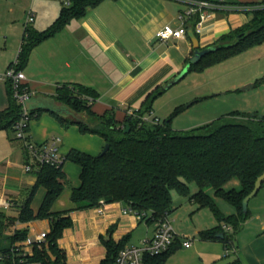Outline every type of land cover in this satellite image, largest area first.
<instances>
[{"label":"crops","instance_id":"0c3cea01","mask_svg":"<svg viewBox=\"0 0 264 264\" xmlns=\"http://www.w3.org/2000/svg\"><path fill=\"white\" fill-rule=\"evenodd\" d=\"M259 1L226 0L222 7L206 10L201 29L196 28L200 47H209L223 35L247 24L253 7L244 3ZM20 2L0 0V73L17 61L27 14L34 12L35 25H30L44 30L56 20L65 5L63 0ZM188 7L186 0H103L89 8L83 17L72 19L61 31L33 48L22 68L25 82L35 94L49 97L61 84L89 86L99 93L93 110L98 114L114 110L116 118L123 120L127 109L137 110L151 91L178 75L194 54L189 33L191 27H187L184 38L161 40L156 36L167 24L179 26V14ZM8 105V83L0 79V110ZM156 116L153 108L150 117ZM28 135L34 145L60 136V149L64 155L71 149L97 155L105 146L101 135L83 133L74 123L66 127L48 111H42L31 121ZM27 164H32L34 169L27 171ZM38 169L37 160L25 143L16 139L14 133L0 128V195L13 202L11 207L0 206V209L10 216H19L21 205L37 183ZM63 171L71 187L63 190L53 211H70L73 219V225L58 239L65 255L64 264H103L108 241L127 247L142 245L145 239L153 236L157 222L125 212L122 202H105L98 207L78 209L72 200V188L81 184V168L66 161ZM234 185L240 186L239 180L234 181ZM46 191L44 186L37 188L31 202L35 213ZM226 202L233 209L224 205L222 210L217 202L223 215L235 213V206ZM173 207L169 220L175 232L180 236H191L193 242L186 247L182 239L177 240L163 264H230L236 259L242 264H264V184L255 203L252 207L249 205L251 216L236 233L229 253L220 233L216 238L201 236L202 231L219 226L212 209L198 208L193 200ZM17 228H27L28 236L35 237L41 232H49L50 222L49 219H37L18 223Z\"/></svg>","mask_w":264,"mask_h":264},{"label":"trees","instance_id":"16d2710c","mask_svg":"<svg viewBox=\"0 0 264 264\" xmlns=\"http://www.w3.org/2000/svg\"><path fill=\"white\" fill-rule=\"evenodd\" d=\"M102 1L71 0L44 30H37L27 24L17 62L11 66L22 70L36 45L61 31L72 19L83 17L89 8ZM244 4L253 7L249 22L223 35L215 44L225 46L191 64L188 73L202 72L264 42V0ZM199 19L198 11L189 18L188 26L186 24V28L191 27L196 36ZM6 82L9 105L0 110V128L9 130L15 134L16 139H20L16 136L15 123L21 116L22 108L13 95L11 81ZM164 91L163 85L157 87L147 95L134 114H126L123 120H118L114 110L104 114L93 110V104L99 98L95 89L79 83L57 86L52 98L65 105L75 116L48 112L57 116L66 127L74 123L83 133L101 135L105 144L109 145L104 154L91 155L71 149L65 155L66 161H72L81 168V184L72 188V200L78 209L119 201L142 219L157 222L169 216L174 209L173 191L176 190L195 201L198 208L209 207L213 210L219 226L202 231L201 236L216 238L219 233H223L221 240L230 249L236 233L251 216L249 207L244 210L243 199L254 188L257 177L264 172V116L258 112L233 110L192 129H174L171 124L173 116L190 107L194 103L191 102L176 107L171 117L163 123L157 116L154 118L159 119L158 122L145 121L143 117L151 114L155 100ZM42 111L46 110L32 109L31 115L36 118ZM37 175V183L21 205L18 217L10 216L0 209V253L9 255V259L0 264H7L11 259L20 257L38 264H64L65 255L58 245V239L66 228L73 225V219L70 211H53V205L69 185V180L63 165L39 166ZM234 179L239 180L240 188L227 189V184ZM192 182L198 186L194 193L190 190ZM39 186H44L47 191L35 213L31 202ZM206 187L214 189L215 197L205 190ZM216 197L234 205L235 213L223 215L217 206ZM37 219H49L50 231L46 233V241L41 246L34 245L33 252L23 256L16 244L28 238V229L17 228V224ZM224 224L231 229H225ZM177 240L179 238L163 253L147 255L144 264H163ZM106 245L107 258L103 264H112L125 246L111 241ZM49 251L55 259L49 255ZM230 264L242 263L236 259Z\"/></svg>","mask_w":264,"mask_h":264},{"label":"rangeland","instance_id":"374dc122","mask_svg":"<svg viewBox=\"0 0 264 264\" xmlns=\"http://www.w3.org/2000/svg\"><path fill=\"white\" fill-rule=\"evenodd\" d=\"M21 1L23 4L24 0ZM31 24L35 25L33 22ZM191 102L194 103L190 107L173 116V128L192 129L233 110L258 112L264 116V42L202 72H190L165 90L155 100L153 108L163 123L171 117L176 107ZM234 181L237 180L228 183L226 188H240L234 185ZM67 187H71L70 182ZM190 190L191 193L198 190L196 183H190ZM205 190L214 196L212 187H206ZM257 195L249 201L250 207L255 203ZM216 200L222 210L225 206L233 209L223 199ZM185 201H189V198L173 191V205L180 206Z\"/></svg>","mask_w":264,"mask_h":264},{"label":"built area","instance_id":"2783aa9c","mask_svg":"<svg viewBox=\"0 0 264 264\" xmlns=\"http://www.w3.org/2000/svg\"><path fill=\"white\" fill-rule=\"evenodd\" d=\"M189 3V7L179 14L181 24L177 27L172 25H165L159 29L156 36L161 40H169L171 38H184L186 36L187 20L192 17L196 12H200V19L196 24L197 29H201L203 20L206 18V10H214L220 8L225 4L226 0H186ZM71 0H64L65 5H69ZM34 21V12L30 11L26 17V23L31 24ZM17 62V61H16ZM15 62V63H16ZM25 74L22 70H17L13 65L9 67L5 72L0 73V79L5 81H11L13 95L17 102L21 105L22 113L18 121L15 123L16 136L22 139L25 145L31 150L34 157L37 160L38 166L51 165L60 167L66 162L65 155L61 153L60 144L62 138L60 136H54L39 145L31 143L30 136L27 129L30 126L31 121L34 119L31 115V110H28L25 106V101L30 97L36 95L25 82ZM134 109H127V114H134ZM145 121L158 122L159 119L151 118L145 115L143 117ZM27 171L34 169L32 164L25 166ZM13 205L12 200L0 195V206L11 207ZM125 212H133L129 208H125ZM137 214V213H136ZM138 215V214H137ZM140 216V215H139ZM224 228L230 230L231 227L224 224ZM46 233L41 232L35 237H30L22 242L16 244L17 250L25 256L27 253H32L34 245L41 246L46 241ZM182 239L184 246L189 247L192 245L193 238L191 236H180L175 232L172 222L169 220V216L162 220L157 221V229L153 236L149 239H145L142 245H133L122 248L117 254L112 264H144V259L147 255L154 256L163 253L173 244L177 239ZM31 247V251L29 248ZM231 249L226 248V252L229 253ZM9 259V255L0 253V263H5ZM7 264H38L27 260L25 257L19 259H11Z\"/></svg>","mask_w":264,"mask_h":264},{"label":"water","instance_id":"95a60500","mask_svg":"<svg viewBox=\"0 0 264 264\" xmlns=\"http://www.w3.org/2000/svg\"><path fill=\"white\" fill-rule=\"evenodd\" d=\"M189 33H190L191 39L193 41L194 54L190 57L189 62L185 65V67L182 69V71L178 75H176L173 79L169 80L168 82H166L163 85V89L164 90L169 89L174 84H176L179 81H181L188 74L191 64L197 63L204 55H206V54H208L210 52H214V51L220 49L221 47L225 46V45H222V44H215V45H211L209 47L201 48L199 39L193 33L192 29L189 30ZM25 106H26V108L28 110L37 109V108H43L46 111H54V112H57V113H60V114H63V115H73V116H75V114L70 109H68L65 105L57 103L54 98L49 97V96L34 95V96L30 97L29 99H27L25 101ZM128 128H129V126H127V130H128ZM108 149H109V145L106 143L101 153L102 154L106 153ZM263 183H264V172L257 177V179L255 181V184H254V188L243 199V204H244V210L245 211L249 207V201L253 197H255L257 195V193L262 188ZM219 236L223 237L224 234L220 233ZM49 255L51 257H53V259L56 258V257H54L51 254L50 251H49Z\"/></svg>","mask_w":264,"mask_h":264}]
</instances>
